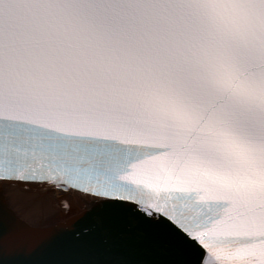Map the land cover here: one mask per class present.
Listing matches in <instances>:
<instances>
[{
  "label": "snow or ice",
  "instance_id": "6c2138e0",
  "mask_svg": "<svg viewBox=\"0 0 264 264\" xmlns=\"http://www.w3.org/2000/svg\"><path fill=\"white\" fill-rule=\"evenodd\" d=\"M0 264H264V0H0Z\"/></svg>",
  "mask_w": 264,
  "mask_h": 264
},
{
  "label": "water",
  "instance_id": "95a60500",
  "mask_svg": "<svg viewBox=\"0 0 264 264\" xmlns=\"http://www.w3.org/2000/svg\"><path fill=\"white\" fill-rule=\"evenodd\" d=\"M26 200H29L28 203L30 204L31 201L33 200V196L29 195V196H28V199H26ZM26 200H25V202H26ZM32 208H34V210L41 209L38 205H37V206H34V207H32Z\"/></svg>",
  "mask_w": 264,
  "mask_h": 264
}]
</instances>
